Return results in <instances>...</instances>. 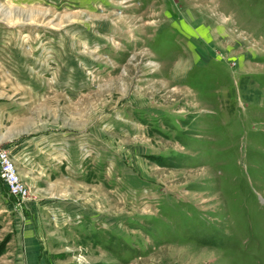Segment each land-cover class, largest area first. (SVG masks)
<instances>
[{"label": "rangeland", "instance_id": "1", "mask_svg": "<svg viewBox=\"0 0 264 264\" xmlns=\"http://www.w3.org/2000/svg\"><path fill=\"white\" fill-rule=\"evenodd\" d=\"M0 146V264H264V0H0Z\"/></svg>", "mask_w": 264, "mask_h": 264}, {"label": "built area", "instance_id": "2", "mask_svg": "<svg viewBox=\"0 0 264 264\" xmlns=\"http://www.w3.org/2000/svg\"><path fill=\"white\" fill-rule=\"evenodd\" d=\"M0 181L9 194L19 200L28 197V188L19 176L9 152L0 146Z\"/></svg>", "mask_w": 264, "mask_h": 264}, {"label": "crops", "instance_id": "3", "mask_svg": "<svg viewBox=\"0 0 264 264\" xmlns=\"http://www.w3.org/2000/svg\"><path fill=\"white\" fill-rule=\"evenodd\" d=\"M31 257H35V255L31 252Z\"/></svg>", "mask_w": 264, "mask_h": 264}]
</instances>
